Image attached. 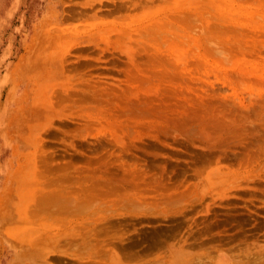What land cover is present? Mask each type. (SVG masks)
<instances>
[{"label": "rangeland", "instance_id": "obj_1", "mask_svg": "<svg viewBox=\"0 0 264 264\" xmlns=\"http://www.w3.org/2000/svg\"><path fill=\"white\" fill-rule=\"evenodd\" d=\"M208 1L0 0V264H264V0Z\"/></svg>", "mask_w": 264, "mask_h": 264}, {"label": "bare ground", "instance_id": "obj_2", "mask_svg": "<svg viewBox=\"0 0 264 264\" xmlns=\"http://www.w3.org/2000/svg\"><path fill=\"white\" fill-rule=\"evenodd\" d=\"M207 1H208V0H207ZM210 1L213 2L212 0H210ZM215 1H216V0H215ZM215 1H214V2H215ZM246 1L249 2L248 0H245L244 3H245ZM258 1H259V0H258ZM205 2H206V1H205ZM214 2H213V3H214ZM216 2H217V1H216ZM219 2H220V0H219ZM221 2L223 3V1H221ZM221 2H220V3H221ZM225 2H226V1H225ZM236 2H237V1H235L234 6L236 5ZM238 2H240V1H238ZM250 2H251V1H250ZM200 3H201V2H200ZM208 3H209V1H208ZM222 3H221V4H222ZM231 3H232V2H231ZM251 3H254V2H251ZM209 4L212 5L211 3H209ZM209 4H208V5H209ZM215 4H216V3H215ZM223 4H224V3H223ZM245 4H246V3H245ZM255 4H256V3H255ZM259 4H260V2H259ZM263 4H264V3H263ZM196 5L198 6L197 3H196ZM196 5H195V6H196ZM201 5H203V4H201ZM206 5H207V4H206ZM208 5H207V7H209ZM241 5H242V4H241ZM249 5H250V4H249ZM204 6H205V5H204ZM213 6L215 7L216 5L213 4ZM246 6H247V5H246ZM259 6H260V5H259ZM263 6H264V5H263ZM179 7H180V6H179ZM186 7H188V6H186ZM201 7H202V11H203L204 8H206V7H203V6H201ZM211 7H212V6H211ZM247 7H248V6H247ZM260 7L262 8V6H260ZM190 8H191V7H190ZM190 8H189V10H190ZM236 8H237V7H236ZM191 9H192V8H191ZM240 9H241V8H240ZM248 9H249V7H248ZM248 9H247V10H248ZM254 9L256 10V7H255ZM263 9H264V8H263ZM227 10H228V9H227ZM232 10H233V9H232ZM247 10H245V11H247ZM259 10H261V9H259ZM259 10H258V11H259ZM197 11H199V10L197 9ZM211 11H212V10H211ZM211 11L209 12V14L211 13ZM229 11H230V10H229ZM240 11H242V10H240ZM167 12H168V11H167ZM177 12H178V11H177ZM255 12H256V11H255ZM260 12H261V11H260ZM260 12H259V14H260ZM262 12L264 13V11H262ZM196 13H197V12H196ZM233 13H235V12H233ZM236 13H237V11H236ZM263 13H261V14H263ZM220 14H221V13H220ZM224 14H225V16H226V13L224 12V13H222V15H220V17L223 16ZM227 14H229V13H227ZM254 14H255V13H254ZM254 14H253L252 16H254ZM256 14H258V13H256ZM202 15H205V14H202ZM211 15H214V14H211ZM238 15H239V14H238ZM238 15H236V16H238ZM245 15H246V14H245ZM168 16H169V15H168ZM172 16H173V15H172ZM214 16H215V15H214ZM218 16H219V15H218ZM218 16H215L216 19H217V18L219 19ZM243 16H244V15H243ZM248 16H249V15H248ZM199 17H201V16H199ZM199 17H198V18H199ZM203 17L205 18V16H203ZM207 17H209V16H207ZM226 17H228V15H227ZM232 17H233V16H231V18H232ZM238 17H239V16H238ZM238 17H237V18H238ZM250 17H251V16H250ZM255 17H256V16H255ZM255 17H254V19H256ZM161 18H162V17H161ZM163 18H164V16H163ZM204 18H202V19H204ZM221 18H223V17H221ZM224 18H225V17H224ZM224 18H223V19H224ZM234 18H235V16L233 17V20H234ZM237 18H236V19H237ZM261 18L264 20L263 16H262ZM178 19H179V18H178ZM178 19H177V20H178ZM202 19L199 18V19H197V20L199 21V20H202ZM227 19H228V18H227ZM229 19H230V18H229ZM238 19H239V18H238ZM249 19H253V17H251V18H249ZM160 20H161V19H160ZM166 20H167V19H166ZM168 20H169V19H168ZM180 20H181V19H180ZM182 20H184V19H182ZM220 20H221V19H220ZM225 20H226V18L224 19V21H225ZM231 20H232V19H231ZM231 20H230V21H231ZM242 20H243V19H242ZM256 20H257V19H256ZM258 20H259V18H258ZM184 21H187V19H185ZM188 21H189V18H188ZM202 21L204 22V20H202ZM202 21H200V22H202ZM205 21H206V20H205ZM217 21H218V20H217ZM221 21H223V20H221ZM221 21H220V22H221ZM227 21H229V20H227ZM227 21H226V22H222V23H223L222 25L225 26L224 24L227 23ZM239 21H240V19H239ZM260 21H261V22H260L261 24L264 22V21L262 22V20H260ZM161 22H163V20H161ZM164 22H165V21H164ZM167 22H168V21H167ZM171 22H172V21H171ZM171 22H169V23H171ZM214 22H215V21H214ZM218 22H219V21H218ZM218 22H217V23H218ZM220 22H219V23H220ZM240 22H242V21H240ZM240 22H239V23H240ZM254 22H255V21H254ZM258 22H259V21H258ZM108 23H109L108 25H110V22H108ZM115 23H116V22H115ZM178 23H179V21H178ZM189 23L192 24L191 27H192L193 24H194V23H192L191 21H190ZM215 23H216V22H215ZM215 23H214V24H215ZM219 23H218L217 25H219ZM244 23H245V22H244ZM244 23H243V22L240 23L239 26L241 27V26H242L241 24H244ZM256 23H257V22H256ZM112 24H113V23H112ZM167 24H168V23H167ZM197 24H198V23H197ZM204 24H205V23H204ZM263 24H264V23H263ZM161 25H163V23H162ZM164 25H166V24L164 23ZM164 25H163V26H164ZM170 25H171V24H170ZM174 25H175V24H173V26H174ZM198 25L200 26V24H198ZM198 25H197L196 27H198ZM210 25H211V24H210ZM212 25H213V23H212ZM220 25H221V24H220ZM234 25H235V24H234ZM236 25H237V23H236ZM236 25L234 26V28H235L236 30H239V31H240V28H239V27L236 28ZM257 25H258V24H257ZM257 25H256V28L259 27V25H258V26H257ZM100 26H101V25H100ZM103 26H104V24H103ZM134 26H135V24H134ZM149 26H150V25H149ZM153 26H154V24H153ZM156 26H157V25H156ZM156 26H155V28H156V30H158ZM167 26H168V25H167ZM167 26H164V27L166 28ZM202 26H203V25H202ZM202 26H200V29H201ZM228 26H229V23H228ZM228 26H227V29L229 28ZM243 26H244V25H243ZM243 26H242V27H243ZM150 27H151V26H150ZM174 27L177 28L176 25H175ZM193 27H195V25H194ZM216 27H217V26H216ZM225 27H226V26H225ZM225 27H223L224 29L221 30V31L224 32ZM250 27H251V24H250ZM252 27H254V24H252ZM252 27H251V29H253ZM263 27H264V26H263ZM155 28L153 29V28L151 27L150 29L155 30ZM165 28H164V30H165ZM171 28H172V27L170 26V29H171ZM175 28H174V29H171V30L168 29V28H166V29H168V31H167V30H166V31H167V32H171V33H173L172 31H173V30L175 31V30H176ZM179 28H180V27H179ZM184 28L186 29V27H184ZM184 28H183V29H184ZM189 28H190V27H189ZM205 28H206V26H205ZM211 28H214V27L211 26ZM220 28H221V27H220ZM238 28H239V29H238ZM259 28H260V27H259ZM162 29H163V28H162ZM209 29H210V28H209ZM209 29H208V30H209ZM232 29H233V28H232ZM235 29H234V31H236ZM159 30H160V28H159ZM169 30H170V31H169ZM197 30H198V29H197ZM210 30H212V29H210ZM210 30H209V32H210ZM214 30H218V29L216 28V29H214ZM230 30H231V29H230ZM243 30H244V29H243ZM255 30H256V29H255ZM139 31H140V30H139ZM139 31H138V32H139ZM144 31H146V30H144ZM148 31H149V30H147V32H148ZM151 31H152V30H151ZM160 31H161V30H160ZM160 31H159V32H160ZM162 31H163V30H162ZM162 31H161V32H162ZM187 31H189V30L187 29ZM198 31H199V30H198ZM221 31H220V33H222ZM226 31H227V30H225V32H226ZM124 32H125V31H124ZM147 32H145V33H147ZM152 32H153V31H152ZM152 32H151V33H152ZM154 32H155V31H154ZM154 32H153V34H154ZM159 32L156 34L157 36L159 35ZM175 32H176V33H175ZM175 32H174V39H173V37H171L170 35H169V37L167 36L168 38H170V37L172 38V40H173L172 42H173L174 44H175L174 41H175V39L177 38V36H176V38H175V35H179V34H180V33L177 34L178 31H175ZM180 32H181V31H180ZM190 32L192 33V31H190ZM201 32H202V31H201ZM209 32H208V34H209ZM216 32H217V31H216ZM225 32H224V33H225ZM232 32H233V31H232ZM241 32H242V31H241ZM251 32H253V31H251ZM255 32H257V30H256ZM121 33H122V32H121ZM139 33L142 34L141 32H139ZM211 33H212V32H211ZM211 33H210V35H211ZM218 33H219V30H218ZM220 33H219V35H221ZM224 33H222V34H224ZM236 33H237V32H236ZM243 33H244V32H243ZM243 33H240V34H243ZM122 34H124V33H122ZM122 34H121V35H122ZM128 34L131 35L130 32H128ZM149 34H150V32H149ZM149 34H147V36H146L147 38H146V37H145V38L150 40L151 38H150ZM182 34H183V33H182ZM182 34H181V35H182ZM192 34L194 35L195 33H192ZM200 34H201V33H200ZM206 34H207V33H206ZM245 34H247V32H246ZM245 34H244V35H245ZM255 34H257V33H255ZM125 35H126V34H125ZM125 35H122V36L125 37ZM129 35H126V36H128V37L130 38ZM133 35H134V34H133ZM144 35H145V34H144ZM197 35H198V34L196 33V36H197ZM212 35H213V36L216 35V38H215V36H214V37L212 36V37L215 38V39H217V35H218V34H214V33H213ZM219 35H218V36H219ZM226 35H228V37H230V38H233V37L235 36V33H234V36H232V37H231V35H230V32H229V34H226ZM229 35H230V36H229ZM237 35H239V33H237L236 36H237ZM122 36H121V37H122ZM131 36H132V35H131ZM134 36H135V35H134ZM148 36H149V38H148ZM152 36H154V35H151V37H152ZM162 36H163V34H161V36L159 35V39H160V37H162ZM164 36H165V35H164ZM182 36H183V35H182ZM201 36H202V35H200V37H201ZM241 36H242V35H241ZM252 36H253V35H252ZM256 36H257V35H256ZM50 37H52V36H50ZM53 37H54V36H53ZM119 37H120V36H119ZM121 37H120V38H121ZM140 37H142V36H140ZM180 37H181V36H180ZM183 37H184V36H183ZM183 37H182V38H183ZM188 37H190V36H188ZM204 37H205L204 39H206V36H204ZM208 37H209V36H208ZM208 37H207V38H208ZM221 37H222V36H221ZM221 37H218V38L220 39ZM237 37H238V36H237ZM239 37H240V36H239ZM239 37H238V38H239ZM242 37H243V36H242ZM242 37H241V39H242ZM58 38H59V37H58ZM58 38L56 37V39H57L56 41H58ZM120 38H119V40H122V39H120ZM138 38H139V37H138ZM138 38L136 39V42H135V39L132 38V39L134 40L133 42L138 43V42H139V41H138V40H139ZM171 38H170V39H171ZM209 38L211 39V37H209ZM223 38H224V36H223ZM223 38H222L221 40H222V41L224 40V41H223V43H224V42H225V39H223ZM243 38H244V37H243ZM254 38H257V37H254ZM123 39H124V38H123ZM140 39H142V38H140ZM154 39H155V38H154ZM154 39H152L151 41H148V42H153ZM219 39H217V40H219ZM226 39H227V36H226ZM234 39H237V38L234 37ZM247 39H248V38H247ZM250 39H251V38H250ZM258 39H259V40H258L259 42L257 41V43L260 44V42L263 41V40H261L260 37H258ZM263 39H264V38H263ZM128 40H129V39H128ZM142 40H143V41H142L143 45H145V46L147 47V44L144 42V41H145V40H144V37H143ZM221 40H220L219 43H221ZM229 40H230V39H229ZM237 40H238V39H237ZM239 40H240V39H239ZM256 40H257V39H255V41H256ZM137 41H138V42H137ZM154 41H156V40H154ZM159 41H161V40H159ZM199 41H200V38H199ZM209 41H210V40H209ZM212 41H213V39H212ZM231 41H232V40H231ZM231 41L228 43V44H229V47H230V45L233 44V43H231ZM246 41H247V40H246ZM253 41H254V39H253ZM54 42H55V39H54ZM54 42H53V43H54ZM127 42H128V41H127ZM131 42H132V41H131ZM148 42H147V43H148ZM172 42H171V43H172ZM206 42H207V41H206ZM206 42H203V43L205 44ZM214 42H218V41H215V40H214ZM226 42H228V40H227ZM226 42H225V44H226ZM232 42H233V41H232ZM235 42H236V41H235ZM237 42H238V41H237ZM242 42H243V41H242ZM249 42H251V41H249ZM135 43H134V44H135ZM142 43H141V41H140V45H141V47H142ZM144 43H145V44H144ZM160 43H161V42H160ZM165 43H166V42H165ZM178 43H179V42H178ZM180 43H182L181 45L184 44V42H180ZM180 43L177 44V46H179ZM197 43H198V42H197ZM210 43H211V42H210ZM210 43L208 42L209 45H210ZM230 43H231V44H230ZM239 43H240V42H239ZM247 43H248V42H247ZM253 43H254V42H253ZM54 44H55V43H54ZM138 44H139V43H138ZM151 44L157 46L158 43L156 44V42H154V43H151ZM161 44H164V42L161 43ZM161 44L157 46V47H159V50H160ZM221 44H222V43H221ZM225 44H224V45H225ZM228 44H226V45L228 46ZM242 44H243V43H242ZM249 44H250V43H248V45H249ZM149 45H150V43H149ZM170 45H171V44H170ZM185 45H186V44H184L183 48L185 47ZM194 45H196V44H194ZM199 45L202 47L203 44H199ZM205 45H206V47L208 46L207 43H206ZM205 45L203 46V49L205 48ZM211 45H212V43H211ZM214 45H215V43H214ZM222 45H223V44H222ZM237 45H238V44H237ZM244 45H246V44H244ZM248 45H247V47H249ZM251 45H252V44H250V46H251ZM145 46H144V48H145ZM162 46H163V45H162ZM165 46L167 47L168 44H166ZM187 46H188V45H187ZM187 46H186V47H187ZM196 46H197V45H196ZM235 46H236V44H235ZM254 46H255V45H254ZM133 47H134V45H133ZM141 47L138 46L139 49H140ZM153 47H154V46H153ZM174 47H175V46H174ZM179 47H180V46H179ZM186 47H185V48H186ZM192 47H193V46H192ZM201 47H200V48H201ZM212 47H213V46H212ZM221 47H222V46H221ZM229 47H228V49H229ZM239 47H240V45H239ZM244 47H245V46H244ZM244 47H243V48H244ZM257 47H258V45L256 44V47H255V48H257ZM134 48H135V47H134ZM136 48H137V46H136ZM148 48H149V47H148ZM161 48H162V47H161ZM167 48H168V47H167ZM171 48H172V47H170V49H171ZM177 48H178V47H177ZM183 48H182V49L179 48V49L185 51V52H184V54H185L186 51H187V48H186V50H184ZM190 48H191V47H190ZM190 48H189L188 50H190ZM194 48H195V47H194ZM196 48H197V51H198V46H197ZM217 48H220V47L218 46ZM217 48H216V49H217ZM233 48H234V47H233ZM235 48H236V47H235ZM240 48H241V52L243 51L242 53L246 52V51H244V49H242V47H240ZM255 48H254V49H255ZM141 49H142V48H141ZM149 49H150V48H149ZM151 49H152V48H151ZM211 49H212V48H211ZM222 49H226V48L224 47V48H221V50H222ZM237 49H238V48H237ZM248 49H249V48H248ZM248 49H247V50H248ZM251 49H252V48H251ZM137 50H138V49H136V51H137ZM166 50H169V49H166ZM166 50H165V51H166ZM191 50H194V49L191 48ZM200 50H201V49H199V51H200ZM218 50H219V49H218ZM257 50H258V51H257ZM257 50H256L255 52L258 53L260 50H259V48H257ZM263 50H264V49H263ZM142 51H143V49H142ZM142 51L140 52L141 55H142V53H144V52L146 51V49H145L144 52H142ZM148 51H149V50H148ZM148 51H146L147 54H148ZM150 51H151V50H150ZM163 51H164V50H163ZM194 51H195V50H194ZM203 51H204V50H203ZM209 51H211V52H209V53H210L211 55H213V56H214V54H217V53L212 54V52H213L212 50H209ZM238 51H239V50H238ZM251 51H252V50H251ZM137 52H139V50H138ZM151 52H153V51H151ZM170 52H171V51H170ZM176 52H178V49H176ZM179 52H180V51H179ZM179 52H178V53H179ZM204 52H206V51H204ZM207 52H208V47H207ZM226 52H227V51H226ZM231 52H232V51H231ZM239 52H240V51H239ZM247 52L249 53V51H247ZM252 52H253V51H252ZM252 52H251V53H252ZM255 52H254V53H255ZM146 53H145V54H146ZM149 53H150V52H149ZM158 53H159V52H158ZM173 53H175V52H173ZM188 53H189V51H188ZM209 53H206V54H205V55H207V58L210 56ZM233 53H235V52H233ZM248 53H247V54H248ZM138 54H139V53H138ZM152 54H156V52H154V53H152ZM247 54H245V55H247ZM249 54H250V53H249ZM38 55H39V54H38ZM136 55H137V53H136ZM185 55H186V54H185ZM185 55H184V56H185ZM201 55H202V54H201ZM208 55H209V56H208ZM217 55H219V54H217ZM225 55L228 56L227 54H225ZM229 55H230V51H229ZM243 55H244V54H243ZM137 56H138V55H137ZM147 56L149 57V55H147ZM179 56H180V53H179ZM182 56H183V55H182ZM191 56H192V55H190V57H191ZM202 56H203V55H202ZM213 56H212V57H213ZM226 56H225V57H226ZM141 57H142V56H141ZM143 57H146V56H143ZM154 57H156V56L154 55ZM194 57H195V56H194ZM196 57H197V55H196ZM199 57H200V56H199ZM245 57H246V56H245ZM156 58H157V57H156ZM191 58H192V57H191ZM204 58H205V57H204ZM210 58H211V57H210ZM216 58H217V56H216ZM221 58H222V57H221ZM221 58H219V59L217 58V59H218V63L221 62L220 64L222 65V64H224V63H222L223 60H222ZM232 58H233V57H232ZM238 58H239V57H238ZM136 59H138V58H136ZM139 59H140V58H139ZM139 59H138V60H139ZM146 59H147V58H146ZM185 59H187V58H185ZM213 59L215 60V57H213ZM220 59H221L222 61L219 62ZM227 59L230 60L231 58H230V59L227 58ZM227 59H226V60H227ZM235 59H236V58H235ZM242 59H243V58H242ZM247 59H248V58L246 57V59H244V60H247ZM251 59H252V61H253V59L255 60V58H251ZM144 60H145V59H144ZM148 60H149V63H148V65H149V64H150V59H148ZM158 60H159V59H158ZM158 60H157V61H158ZM160 60H161V59H160ZM160 60H159V61H160ZM163 60H165V59H162V61H163ZM166 60H167V59H166ZM182 60H183V59H182ZM188 60L191 61V59H190L189 57H188ZM195 60H196V59H195ZM205 60H206V59H205ZM228 60H227V61H228ZM141 61H143V60H141ZM162 61H161V62H162ZM189 61H188V63H189ZM235 61H236V60H235ZM239 61H240V60H239ZM250 61H251V60H250V58H249V62H250ZM252 61H251V63H252ZM136 62H137V61H136ZM136 62H135V63H136ZM143 62H144V61H143ZM175 62H176V61H175ZM186 62H187V61H186ZM192 62H193V61H192ZM207 62H208V61H207ZM213 62H214V61H213ZM228 62H229V61H228ZM259 62H260V61H259ZM259 62H258V63H259ZM139 63H140V62H139ZM141 63H142V62H141ZM145 63H147V62H145ZM159 63H160V62H159ZM167 63H168V62H167ZM167 63L165 62L164 65H166ZM184 63H185V62H184ZM204 63H205V62H204ZM208 63H209V62H208ZM143 64H144V63H143ZM151 64H153V63H151ZM151 64H150V66H151ZM154 64H155V63H154ZM154 64H153V65H154ZM161 64H162V63H161ZM227 64H228V63H227ZM239 64H240V63H239ZM168 65H169V64H168ZM185 65H186V64H185ZM208 65H209V64H208ZM211 65H212V63H211ZM224 65H225V64H224ZM224 65H222V66H224ZM243 65H244V64H243ZM251 65H252V64H251ZM135 66H136V65H135ZM154 66H155V65H154ZM154 66H153V68H154ZM156 66H157V65H156ZM171 66L173 67V65H171ZM199 66H201V65H199ZM202 66H203V65H202ZM143 67L145 68V67H147V66H143ZM143 67H142V68H143ZM168 67H170V65H169ZM175 67H177V66H175ZM181 67H182V64H181ZM187 67H188V66H187ZM190 67H191V66H190ZM196 67H197V66H196ZM205 67H206V64H205ZM208 67H209V66H208ZM211 67H213V66H210V68H211ZM225 67H226V65H225ZM144 68H143V69H144ZM148 68H149V67H148ZM150 68H151V67H150ZM153 68H151V70H152ZM155 68H156V67H155ZM155 68H154V71H156ZM173 68H174V67H173ZM213 68H214V67H213ZM248 68H250V67H248ZM252 68H253V67H252ZM252 68H250V69H252ZM255 68H256V67H254V69H252V70H256V69H258V68H256V69H255ZM145 69H147V68H145ZM163 69H164V68H163ZM171 69H172V68H171ZM175 69H176V68H175ZM182 69H183V68H182ZM182 69L180 68V71H179V72H181ZM193 69L195 70V68H193ZM211 69H212V68H211ZM225 69H226V68H225ZM227 69H228V68H227ZM240 69H241V67H239V70H240ZM151 70H150V71H151ZM157 70H158V69H157ZM164 70H165V69H164ZM164 70H163V71H164ZM169 70H170V69H169ZM177 70H178V69H176V71H177ZM184 70H185V69H184ZM204 70H205V68H204ZM237 70H238V68H237ZM246 70H247V68H244V71H246ZM262 70H263V69H262ZM262 70H259V69H258V72H259V71L261 72ZM127 71L130 72L129 70H127ZM141 71H142V70H141ZM141 71H140V72H141ZM146 71H147V70H146ZM152 71H153V70H152ZM163 71H162V73H164ZM166 71H167V70H166ZM223 71H225V70H223ZM228 71H229V70H228ZM230 71L232 72V70H230ZM240 71H243V68H242V70H240ZM250 71H251V70H250ZM142 72H143V71H142ZM156 72H157V71H156ZM159 72H160V71H159ZM205 72H206V71H205ZM238 72H239V71H238ZM253 72H255V71H253ZM260 72H259V73H260ZM77 73H78V72H77ZM145 73H146V72H145ZM150 73H151V72H150ZM173 73H175V72L173 71ZM223 73H224V72H223ZM223 73H222V74H223ZM225 73H227V72H225ZM236 73H237V71H236ZM241 73H243V72H239L238 74L243 75V76H247V77L250 76V78H251V76H252V74H247L248 71H246V74L244 73L245 75H244V74H241ZM259 73H258V74H259ZM147 74H149V72H148ZM207 74H208V73H207ZM238 74H237V75H238ZM77 75H78V74H77ZM130 75H131V74H130ZM130 75H129V76H130ZM156 75H157V74H156ZM162 75H163V74H162ZM166 75H167V72H166ZM204 75H205V74H204ZM224 75H225V74H224ZM226 75H227V74H226ZM226 75H225V76H226ZM230 75H232V74H230ZM230 75H229V72H228V76H230ZM248 75H249V76H248ZM254 75H255V74H254ZM133 76H135V77L138 78L139 75H136V74H135V75H133ZM215 76H217V75H215ZM243 76H241V77H243ZM260 76H261V75H260ZM80 77H82V74H81ZM147 77H148V76H147ZM150 77H152V76H150ZM158 77H159V76H158ZM165 77H166V76H165ZM175 77H176V76H175ZM177 77H178V76H177ZM232 77H234V76H232ZM247 77H246V78H247ZM255 77H256V76H255ZM139 78H141V77L139 76ZM155 78H156V76H154V79H155ZM235 78H236V77H235ZM244 78H245V77H244ZM252 78H253V76H252ZM263 78H264V77H263ZM134 79H135V78H134ZM143 79H145V78H143ZM156 79H157V78H156ZM237 79H238V80L240 79L239 76L237 77ZM253 79H255V78H253ZM145 80H146V79H145ZM145 80H144V81H145ZM167 80H168V79H167ZM170 80H172V79H169V81H170ZM233 80H234V79H233ZM240 80H242V79H240ZM240 80H239V81H240ZM258 80H259V79H258ZM134 81H135V80H134ZM146 81H147V82H150L149 80H146ZM151 81L153 82V79H152ZM161 81H162V79H161ZM169 81H168V82H169ZM172 81H174V80H172ZM180 81H181V80H180ZM182 81H183V80H182ZM245 81H246V80H245ZM260 81H261V80H260ZM138 82H139V81H138ZM147 82H146V84H147ZM154 82H155V81H154ZM159 82H160V80H159ZM165 82H166V81H165ZM165 82H164V83H165ZM231 82H232V78L230 79V83H231ZM234 82H237V81H234ZM262 82H263V81H262ZM143 83H145V82H143ZM155 83H156V82H155ZM177 83H178V82H177ZM137 84H138V83H137ZM140 84H141V82H140ZM149 84H150V83H149ZM161 84H162V83H160V85H161ZM165 84H170V83H167V82H166ZM263 84H264V83H263ZM143 85H144V84H143ZM143 85H141V88L143 87ZM152 85H153V84H151L150 86L147 85V86H148V89H149V87L152 88ZM162 85H163V84H162ZM162 85H161V86H162ZM231 85H233V84H231ZM231 85H230V86H231ZM129 86H130V85H129ZM138 86H140V85H138ZM147 86H145V87H147ZM164 86H166V85H164ZM169 86H170V85H169ZM172 86H173V85H172ZM178 86H180V85L178 84ZM230 86H229V87H230ZM153 87H155V86L153 85ZM173 87H174V86H173ZM175 87H177V84L175 85ZM181 87H182V86H181ZM232 87H233V86H232ZM135 88H136V86H135ZM161 88H162V87H161ZM187 88H188V87H187ZM259 88H260V87H259ZM128 89H129V88H128ZM128 89H127V90H128ZM165 89H167V86H166ZM171 89H172V88H171ZM178 89H180V88H178ZM234 89H235V87H234ZM234 89H233V90H234ZM260 89H261V88H260ZM153 90H154V89H153ZM153 90H152V91H153ZM158 90H160V89H158ZM169 90H170V89H169ZM169 90H168V91H169ZM180 90H181V89H180ZM182 90H183V88H182ZM236 90H237V89H236ZM121 91H122V90H121ZM125 91H126V89H125ZM131 91H132V90H131ZM134 91H135V90H134ZM148 91H151V89H149ZM152 91H151V92H152ZM161 91H163V90H161ZM166 91H167V90H165V92H166ZM176 91H177L176 93H178V90H176ZM213 91H214V90H213ZM237 91H238V90H237ZM240 91H242V90H240ZM122 92L124 93V91H122ZM145 92L147 93V91H145ZM165 92H164V93H165ZM169 92H170V91H169ZM171 92H172V91H171ZM171 92H170V93H171ZM193 92H194V91H193ZM215 92H216V91H215ZM128 93H129V92H128ZM194 93H196V92H194ZM235 93H236V92H235ZM235 93H234V94H235ZM198 94H199L200 96H203V94H200V92H198ZM213 94H214V93H213ZM223 94H224V93H223ZM240 94H242V93H240ZM255 94H257V93L255 92ZM162 95H163V94H162ZM166 95H167V94H166ZM171 95H172V94H171ZM171 95H170V100H171ZM175 95H176V94H175ZM178 95H179V97L181 98L182 95H181V96H180V94H178ZM227 95H228V94H227ZM235 95H236V94H235ZM142 96H143V95H142ZM158 96H159V95H158ZM168 96H169V94H168ZM176 96H177V95H176ZM176 96H174V97H176ZM232 96H233V95H232ZM143 97H146V96H143ZM143 97H142V98H143ZM159 97H164V95H163V96H159ZM159 97H158V98H159ZM182 97H184V96H182ZM196 97H197V96H196ZM203 97H206V96H203ZM235 97L237 98V96H235ZM240 97H241V96H240ZM154 98H155V97H154ZM164 98H165V97H164ZM167 98H168V97L166 96V99H167ZM180 98H179V99H180ZM198 98H199V96H198ZM200 98H202V97H200ZM228 98H230V96H229ZM147 99H148V98H146V100H147ZM166 99H164V100H166ZM168 99H169V98H168ZM203 99H205V98H203ZM207 99H208V97H206V100H207ZM216 99H217V98H216ZM244 99H246V98H244ZM253 99H254V98H253ZM155 100H156V99H155ZM157 100H158V99H157ZM170 100H169V101H170ZM182 100H185V101H186L187 99H186V98H184V99L182 98ZM193 100H194V98H193ZM247 100H248V99H247ZM259 100H260V99H259ZM151 101H152L151 103L153 104L154 101H153V100H151ZM159 101H160V100H159ZM200 101H202V100H200ZM214 101H215V100H214ZM219 101H220V100H219ZM221 101H222V100H221ZM144 102H147V101H143V103H144ZM149 102H150V101H149ZM149 102H148V103H149ZM166 102H167L166 104H168V101H167V100H166ZM175 102H176V100H175ZM175 102H174V103H175ZM188 102H189V100H188ZM208 102H209V100H208ZM237 102H238V101H237ZM151 103H149V104H151ZM158 103H159V102H158ZM164 103H165V101H164ZM190 103H193V102L190 101ZM211 103H212V102H211ZM141 104H142V103H141ZM155 104H156V103H155ZM161 104H162V103H161ZM176 104H177V102H176ZM183 104H184V103H183ZM204 104H205V103H204ZM257 104H258V103H257ZM144 105H145V103H144ZM185 105H186V104H185ZM185 105H184V106H185ZM231 105H232V104H231ZM248 105H249V104H248ZM147 106H148V104H147ZM161 106H162V105H161ZM170 106H171V105H170ZM186 106H187V105H186ZM196 106H197V105H196ZM145 107H146V106H145ZM152 107H153V106H152ZM163 107H164V106H163ZM198 107H199V106H198ZM215 107H216V106H215ZM215 107H214V108H215ZM221 107H222V106H221ZM155 108H156V106H155ZM157 108H158V107H157ZM157 108H156V109H157ZM195 108H196V107H195ZM208 108H210V107H208ZM231 108H232V107H231ZM241 108H242V107H241ZM143 109H144V108H143ZM143 109H142V110H143ZM161 109H162V108H160V110H161ZM174 109H177V108H174ZM174 109H173V110H174ZM178 109H179V108H178ZM181 109H182V108H181ZM216 109H217V107H216ZM225 109H227V108H225ZM145 110H146V109H145ZM145 110H144V111H145ZM151 110H152V109H151ZM153 110H154V109H153ZM183 110H184V109H183ZM193 110L195 111V109H193ZM196 110H197V108H196ZM199 110H201V108H199ZM208 110H209V109H208ZM227 110H228V109H227ZM245 110H246V109H245ZM257 110H258V109H257ZM146 111H147V110H146ZM155 111H156V110H155ZM158 111H159V109H158L156 112H158ZM162 111H163V109H162ZM165 111H166V110H165ZM165 111H164V112H165ZM184 111H185V110H184ZM194 111H193V112H194ZM216 111H217V110H216ZM231 111H233V110H231ZM166 112H167V111H166ZM175 112H176V110H175ZM178 112H180V111H177V113H178ZM186 112H187V111H186ZM186 112H184V114H185ZM191 112H192V110H191ZM191 112H190V113H191ZM193 112H192V114H194L196 111H195L194 113H193ZM204 112H205V111H204ZM219 112H221V111H219ZM238 112H239V111H238ZM142 113H143V112H142ZM142 113H141V114H142ZM146 113L151 114L150 112H146ZM153 113H154V112H153ZM158 113H159V112H158ZM171 113H172V112H171ZM171 113H170V114H171ZM188 113H189V112H188ZM188 113H187V114H188ZM198 113H199V112H197V114H198ZM213 113H214V112H213ZM225 113H226V111H225ZM228 113H229V112H228ZM228 113H227V115H228ZM143 114H144V113H143ZM155 114H156V113H155ZM168 114H169V113H168ZM223 114H224V113H223ZM229 114H230V113H229ZM251 114H252V113H251ZM253 114H254V113H253ZM152 115H153V114H152ZM158 115H159V114H158ZM160 115H161V114H160ZM165 115H166V114H165ZM178 115H180V114L178 113ZM185 115H186V114H185ZM202 115H203V114H202ZM202 115H201V116H202ZM212 115H213V114H212ZM212 115H211V116L209 115V116L212 117ZM214 115H215V113H214ZM153 116H156V115H153ZM163 116H164V114H163ZM168 116H170V115H168ZM182 116H183V115H182ZM209 116H208V118H209ZM224 116H225V114H224ZM246 116H247V115H246ZM251 116H252V115H251ZM251 116H250V117H251ZM259 116H260V115H259ZM175 117H176V116H175ZM206 117H207V115L205 116V118H206ZM215 117H216V116H215ZM219 117H222V118H223V116H219ZM240 117H241V116H240ZM243 117H244V116H243ZM248 117H249V116H248ZM162 118H163V117H162ZM164 118H165V117H164ZM170 118H171V116H170ZM180 118H181V117H180ZM183 118H184V117H183ZM213 118H214V116H213ZM226 118H227V117H226ZM233 118H234V116H233ZM246 118H247V117H246ZM171 119H172V118H171ZM193 119H194V118H193ZM210 119H211V118H210ZM210 119L208 120V122L210 121ZM214 119H215V118H214ZM200 120L202 121V120H203V117H202V119H201V117H200ZM212 120H213V119H212ZM217 120H221V121H219V124H220V122H222V119H218V118H217ZM217 120H215V121H217ZM228 120H229V119H228ZM234 120H235V119H234ZM172 121H173V120H172ZM172 121H171V122H172ZM204 121L206 122V121H207V118H206V120H204ZM223 121H224V119H223ZM236 121H238L237 118H236ZM168 122H169V121H168ZM182 122H183V121H182ZM205 122H203V124H201V125H204ZM225 122H226V121H225ZM162 123H163V122H162ZM166 123H167V122H166ZM172 123H173V122H172ZM172 123H171V124H172ZM177 123H178V122H177ZM179 123L181 124V122H179ZM200 123H201V122H200ZM206 123H207V122H206ZM206 123H205V124H206ZM210 123H211V121L209 122V124H210ZM214 123H215V122H213V124H214ZM236 123H237V122H236ZM239 123H240V122H239ZM239 123H238V124H239ZM256 123H257V122H256ZM256 123H255V126H256V131H257V127H259V125L257 126ZM258 123H259V122H258ZM209 124H208V126L211 127L212 125L210 126ZM219 124H218V125H219ZM242 124H243V123H241V124H239V125H242ZM259 124H260V123H259ZM155 125H156V124H155ZM167 125H169V124L167 123ZM224 125H225V124H224ZM226 125H227V124H226ZM231 125H232V124H231ZM236 125H237V124H236ZM157 126H158V125H157ZM172 126H173V125H172ZM175 126H178V125H175ZM222 126H223V124H222ZM222 126L219 127L218 130H219L220 128L222 129ZM233 126H234V125H233ZM242 126H243V125H242ZM242 126H239V127L235 126V127L238 128V129H237V128H235V129L240 130V127H242ZM249 126H250V125H249ZM249 126H248V128H250ZM255 126H254V127L251 126V127H252L251 129H253V128L255 129ZM261 126H262V125H261ZM158 127H159V126H158ZM212 127H213V126H212ZM225 127L228 128L229 126L227 125V126H225ZM231 127H232V126H231ZM245 127H246V126L244 125V128H245ZM159 128H160V127H159ZM163 128H164V126H163ZM205 128H206V127H205ZM207 128H208V127H207ZM223 128H224V127H223ZM246 128H247V127H246ZM160 129H161V128H160ZM229 129H230V128H229ZM156 130H157V129H156ZM158 130H159V129H158ZM207 130H208V129H207ZM222 130H223V129H222ZM222 130H219L220 133H219V131H216V132H218L219 134H222V133H221ZM242 130H243V129H242ZM244 130H245V129H244ZM246 130H247V129H246ZM163 131H164V130L161 129V132H163ZM208 131H209V130H208ZM225 131L228 132V129H227V130H224L223 133H225ZM232 131H234V130H232ZM248 131H249V130H248ZM262 131H263V129H262ZM230 132H231V131H230ZM237 132H238V131H237ZM146 133H147V132H146ZM154 133L156 134V132L153 131V136H155ZM204 133H205V132H204ZM204 133H203V136H204ZM207 133L210 134V132H207ZM218 133H217V136H219ZM240 133H241V132H240ZM240 133H239V134H240ZM157 134H159V133L157 132ZM205 134H206V133H205ZM225 134H226V133H225ZM227 134H228V133H227ZM230 134H232V133H229L228 135H230ZM239 134H238V136L240 137ZM244 134H245V133H244ZM160 135H161V134H160ZM256 135L258 136V135H260V133L258 134V132H257ZM150 136H151V135H150ZM209 136H210V135H208V137H209ZM221 136H222V135H221ZM231 136H234V134L231 135ZM261 136L264 137V135H262V134H261ZM223 137H225V136H223ZM149 138H150V137H149ZM153 138H155V137H153ZM153 138H152V139H153ZM205 138H206V136H205ZM218 138H219V137H218ZM230 138H232V137H230ZM243 138H246V137L243 136ZM253 138H254V136H253ZM260 138H261V137L259 136V139H260ZM152 139H151V140H152ZM209 139H210V138H209ZM209 139H208V140H209ZM219 139L222 141V137L219 138ZM226 139H228L227 136H226ZM232 139H233V138H232ZM205 140H207V138H206ZM220 140H219V141H220ZM221 141H220V142H221ZM224 141H225V140H224ZM230 141H231V140L229 139V142H230ZM233 141H234V143H235L236 140L234 139ZM135 142H136V141H135ZM135 142H134V143H135ZM222 142H223V141H222ZM236 142H237V141H236ZM232 143H233V142H232ZM258 143H259V142H258ZM224 144H225V143H224ZM224 144H222V145H224ZM236 144H238V142H237ZM236 144H235V145H236ZM134 145H135V144H134ZM232 146H233V145H232ZM234 147H235V146H234ZM236 147H237V146H236ZM135 149H136V148H135ZM257 154H258V153H257ZM126 156H127V155H126ZM126 165H127V164H126ZM134 166H135V165H134ZM131 169H132V168H131ZM134 170H136L135 167H134ZM228 171L230 172V170H228ZM220 172H221V171H220ZM225 173H226V172H225ZM232 173H233V172H231V174H232ZM218 174H220V173L218 172ZM218 174H217V175H218ZM221 174H222V172H221ZM221 174H220V176H221ZM223 174H224V173H223ZM223 174H222V175H223ZM227 174H229V173H226V175L224 174L225 176H224V175H223V176L226 177ZM231 174H229L228 177H229ZM223 176H222V177H223ZM134 177H135V176H134ZM213 177H214V176H213ZM222 177H221V178H222ZM230 177H231V176H230ZM232 177H233V176H232ZM237 177H238V175H237ZM237 177H235V178L237 179ZM242 177H243V176H242ZM214 178H215V177H214ZM221 178H220V179H221ZM238 178H239V177H238ZM161 179H162V177H161ZM211 179H212V178H211ZM236 179H234V177H233L232 181H233V180H236ZM238 180H239V179H238ZM240 180H242V179H240ZM158 181H159V180H158ZM229 181H230V180L228 179V181H226V182L229 183ZM140 183H141V182H140ZM147 183H148V182H147ZM157 183H160V181L157 182ZM216 183H217V182H216ZM236 183H237V181H236ZM160 184H161V183H160ZM225 184H227V183H225ZM158 185H159V184H158ZM221 185H222V184H221ZM221 185H220V186H221ZM230 185H232V184H230ZM152 186L155 187V186H157V185H152ZM147 187H148V186H147ZM154 187H153V188H154ZM161 187H162V186H161ZM150 188H151V187H150ZM155 188H156V187H155ZM143 190H144V189H143ZM140 195H141V194H140ZM137 196H139V195H137ZM141 196H142V195H141ZM137 198H138V197H137ZM138 199H140V198H138ZM138 199H136V200L138 201ZM143 201H144V199H143ZM139 204H140V203H139ZM110 205H111V204H110ZM112 208H113V206H112ZM142 211H143V209H142ZM179 211H180V210H179ZM140 212H141V211H140ZM173 213H174V211H172V214H173ZM175 214H176V213H175ZM142 216L145 217L144 215H142ZM164 216H165V214H164ZM208 226L210 227V225H208ZM189 235H190V234H189ZM196 242H197V241H196ZM191 243H192V242H191ZM197 243H198V242H197ZM197 243H196V244H197ZM193 244H195V243H192L191 245H193ZM189 245H190V244H188V246H189ZM184 248H185V246H184ZM168 255H169V254H168ZM122 258H123V257H122ZM123 259H124V258H123ZM158 260H159V259H158ZM214 264H215V263H214Z\"/></svg>", "mask_w": 264, "mask_h": 264}]
</instances>
